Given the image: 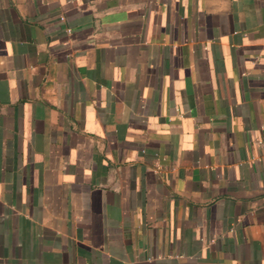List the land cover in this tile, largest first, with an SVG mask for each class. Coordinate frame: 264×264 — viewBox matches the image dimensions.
<instances>
[{
	"label": "crops",
	"instance_id": "obj_1",
	"mask_svg": "<svg viewBox=\"0 0 264 264\" xmlns=\"http://www.w3.org/2000/svg\"><path fill=\"white\" fill-rule=\"evenodd\" d=\"M0 264H264V0H0Z\"/></svg>",
	"mask_w": 264,
	"mask_h": 264
},
{
	"label": "built area",
	"instance_id": "obj_2",
	"mask_svg": "<svg viewBox=\"0 0 264 264\" xmlns=\"http://www.w3.org/2000/svg\"><path fill=\"white\" fill-rule=\"evenodd\" d=\"M60 19H61V20H63V19H64V17H63V16H61V17H60Z\"/></svg>",
	"mask_w": 264,
	"mask_h": 264
}]
</instances>
